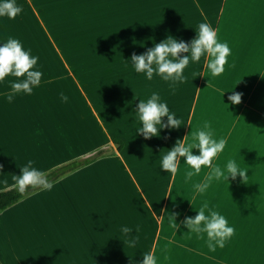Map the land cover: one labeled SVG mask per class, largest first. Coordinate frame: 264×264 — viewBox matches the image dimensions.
<instances>
[{
  "label": "crops",
  "instance_id": "crops-1",
  "mask_svg": "<svg viewBox=\"0 0 264 264\" xmlns=\"http://www.w3.org/2000/svg\"><path fill=\"white\" fill-rule=\"evenodd\" d=\"M16 3L22 13L0 18V41L14 37L31 49L42 77L30 95L11 102L6 97L18 78L0 82V191L16 184L28 160L44 173L97 148L108 153L52 182L50 191L41 188L0 211V263L138 264L151 252L158 264H264L240 260L239 240L250 248L256 240L250 232L234 234L212 252L206 237L173 227L207 201L236 233L264 206V182L255 173L264 159V0ZM201 22L231 48L221 76L208 77L207 57L190 62L185 81L175 85L135 72L132 53L168 35L190 41ZM153 92L185 124L145 139L136 133L135 106ZM233 92L242 94L239 104L228 102ZM205 121L216 139L252 144L240 158L225 148L215 160L221 168L238 160L247 169L245 181L239 175L214 180L201 194L193 185L211 169L186 179L191 168L183 158L175 175L159 166L177 139L187 135L183 142L193 143ZM259 135L260 142L252 141ZM113 139L121 141L120 150ZM122 226L133 232L124 234Z\"/></svg>",
  "mask_w": 264,
  "mask_h": 264
},
{
  "label": "clouds",
  "instance_id": "clouds-1",
  "mask_svg": "<svg viewBox=\"0 0 264 264\" xmlns=\"http://www.w3.org/2000/svg\"><path fill=\"white\" fill-rule=\"evenodd\" d=\"M21 13L22 7L16 3V0H0V18L15 19ZM195 33V37L190 41L182 38H169V35L160 42H155L153 39L152 47H148L140 54L132 53L130 62L135 72L143 73L148 80H151L155 73L162 80L175 85L185 81L184 69L190 62L195 63L202 57H207L205 67L209 73L208 77L221 76L231 55L228 43L221 42L217 31L207 22L199 23L198 28H195ZM37 61L38 57L32 55L31 49H26L19 39L9 37L7 40L0 41V82H3L7 76L18 78L11 82V93L6 97L9 102L17 94L30 95L33 89L40 85L42 73L35 67ZM241 96L240 92H233L228 96V102L239 104ZM60 97L62 101L68 100L63 93ZM225 104L228 105V103ZM135 111L140 122L136 133L142 134L145 139L160 137L162 130L176 129L185 124H182L177 114L170 110L167 102L163 101L156 92H153L146 101L139 99ZM185 137L177 139L175 144L161 157L159 167L166 170L167 174L175 175L181 158H183V162L191 168V171L186 173V179L200 174L202 168L211 169L203 182L193 185L198 193L203 194L214 180L228 181L229 177L235 179L239 175L245 181L247 169L241 168L236 160L229 159L224 168L215 164L218 155L225 150L227 141L224 138L216 139L207 121L195 133L193 143L185 144L183 142ZM193 149H198V154L194 153ZM33 163L32 160H28L24 166L19 168V174L14 177L19 193H24L37 186L49 191L53 187L42 171L33 167ZM193 209L196 210V214L185 217L179 223L175 222L173 224L175 230H183L181 228L183 225L198 239L206 237L205 243L209 251L214 252L217 247L223 248L235 234L234 227L229 225L224 215L209 207L207 201L203 202L199 209ZM172 217L174 219L173 215ZM121 231L124 234H130L133 229L122 226ZM142 256L143 259L138 264H158L153 253L148 252Z\"/></svg>",
  "mask_w": 264,
  "mask_h": 264
},
{
  "label": "rangeland",
  "instance_id": "rangeland-1",
  "mask_svg": "<svg viewBox=\"0 0 264 264\" xmlns=\"http://www.w3.org/2000/svg\"><path fill=\"white\" fill-rule=\"evenodd\" d=\"M242 128L243 127H241V129ZM241 139L245 141L246 136L245 137L241 136ZM252 141L260 142L261 141L260 135L257 138L253 139ZM228 143L229 144L227 145H230V146L228 148L226 146V150L233 151L235 153V156L238 155V158H240L239 156H240V152H242L241 150H243L244 147L246 148V150H249L252 144V143L248 144V143H242V142L239 143V142H233V141L228 142ZM103 149L105 151H103V154L100 155L98 158L105 156L108 153L105 148ZM228 160L229 159H227V161ZM255 168L257 169L255 172L256 176L259 177L264 182V159L260 158V162L255 163ZM261 172H262V175H260ZM256 210H257V214L251 213L249 215L250 219H248L247 221L250 220V222L241 224L243 225L242 228L236 231L235 233V236L239 237L241 233L250 232L256 238V240L252 239L251 248L249 247V243L247 241L245 243L242 239L239 240V242H241V247H243V250L240 255V260L243 262L264 263V206H257ZM248 224L250 228H247L244 226ZM229 225L233 226L234 224L230 223Z\"/></svg>",
  "mask_w": 264,
  "mask_h": 264
},
{
  "label": "trees",
  "instance_id": "trees-1",
  "mask_svg": "<svg viewBox=\"0 0 264 264\" xmlns=\"http://www.w3.org/2000/svg\"><path fill=\"white\" fill-rule=\"evenodd\" d=\"M113 142L117 143V150H120L122 147V143L118 139H113ZM103 151H105L103 148H97L90 154L78 158H74L71 160H68L62 164H59L57 166H54L43 173L44 177L47 178V180L52 183L59 179L61 176L66 175L75 169L84 166L96 158H98L100 155L103 154ZM42 187H32L28 190H26L24 193H19L17 191L16 184L12 185L11 187L1 190L0 191V211L11 206L15 202L19 201L22 198H25L26 196L30 195L31 193L35 192L38 189H41ZM1 264V263H0Z\"/></svg>",
  "mask_w": 264,
  "mask_h": 264
}]
</instances>
